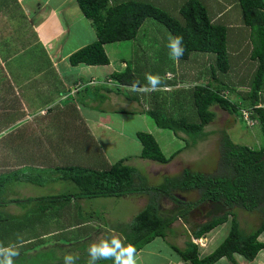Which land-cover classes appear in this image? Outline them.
<instances>
[{"label":"trees","instance_id":"1","mask_svg":"<svg viewBox=\"0 0 264 264\" xmlns=\"http://www.w3.org/2000/svg\"><path fill=\"white\" fill-rule=\"evenodd\" d=\"M76 2L84 16L91 21L96 29L98 38L94 43L71 55L69 60L72 66L80 64L104 66L110 64L105 45L136 40L144 22L147 19H154L163 24L173 36L183 37L184 53L179 58L180 61H188L192 53L212 54L215 56V62L212 67L213 72H211L216 81L218 75L220 78L216 85L210 83L196 85L192 88L191 92L199 116V123H190L185 117L178 119L171 116L165 117L159 112L163 109H158V107L149 112L157 126L173 131L176 135L182 133L200 139L208 134L206 132L207 126L216 119V113L211 108L219 106L230 115L238 113L246 125L247 122L243 119L242 114L243 111H249L254 122L253 125H249V128L260 126L264 139V0H238L244 22L252 31V58L257 61V69L250 83L249 91L239 94L238 100L231 99L226 95V88L223 87V75L230 69L228 31L222 25L212 22L208 9L202 2L187 1L180 11L182 21L151 3L137 0L126 1L115 6H110L109 0H76ZM112 77L124 86H131L134 82H139V85L143 86L142 80L136 74L131 62L127 63L123 72L114 73ZM6 121L14 122L15 117L8 116ZM136 139L143 147L140 158L159 164L170 162L171 159L166 158L152 134L139 132ZM221 155V161L226 167V171L222 175H219L218 172L205 174L187 168L183 170L180 176L166 177L165 184L152 187L145 185V183L142 184L143 177L137 169L127 164L129 158L117 162L107 170L71 165L57 167L51 171H48L50 169L41 171L37 165L28 167L27 161H24L21 165V171L24 172L14 171V173L5 176L0 175V209L10 204L41 203L38 205L39 207L35 208L34 206L23 216L24 220L27 221V224L24 223L26 225L17 227L11 225L7 229L10 230L13 226L16 232L26 231V234L38 235L41 227L48 225L50 220L49 217L44 218L43 216L51 212L53 205H62L63 202L69 201L70 197L51 196L46 198L32 197L23 200H1L6 193L5 189L12 182L26 181L41 185L47 181L45 178L51 182L54 180L72 181L84 192L80 194L81 198H121L130 195H146L149 197L148 205L134 218L128 229L121 232L123 237L127 238L126 242L135 245L138 253L154 239L165 237L166 230L172 223L199 205L204 203L221 204L226 207L224 213L204 222L195 236L201 238L216 227L231 220V230L228 237L212 254L203 259L199 256L198 246L190 242L186 251H180L182 258L190 264H216L222 258H227L236 264L234 258L236 254H239L252 261L264 249V243L258 241L259 236L264 232V219L256 230L245 233L241 228L236 212L238 209L248 212L259 210L264 215V144L259 149H252L233 143L226 134L222 136L221 140ZM53 175L57 177H53ZM194 191L199 194V198L195 202L183 201L177 195V193ZM161 198H168L174 203L173 215L162 214L160 210ZM17 219H19L18 216L0 210V224L2 222L12 224L13 221L17 223ZM65 228V226L51 228V230L56 231V233H51L54 236L51 238L55 239L56 245L60 240L68 238L64 232ZM42 231L48 232L49 230ZM23 240L25 243L21 248L24 251H20V256L16 260L20 261L21 258L25 257V260L29 262L33 256L32 252L37 249L36 245L46 241V238H35V236L30 238L25 235ZM1 241L3 240L0 236ZM39 256L36 253L34 257L38 258ZM84 256L88 259L87 253ZM82 257H79L76 264H84L83 262L86 264ZM22 260L24 261V259ZM63 260L60 264H64Z\"/></svg>","mask_w":264,"mask_h":264},{"label":"crops","instance_id":"2","mask_svg":"<svg viewBox=\"0 0 264 264\" xmlns=\"http://www.w3.org/2000/svg\"><path fill=\"white\" fill-rule=\"evenodd\" d=\"M8 1L9 2L5 3L4 6H0V54H2L0 55V68L2 69L3 76L6 78L5 84H2L0 87V95L5 93V96H1L0 99L5 97L4 104L6 105L12 103H16L17 106L21 105L18 98V101L14 102L10 93L13 94L16 89H23L21 90L23 91V99H25L26 104L30 107L29 109L32 112L31 117L35 118L37 125L40 124L42 126L43 138L46 133V130L44 129L48 127L47 120L50 119L49 117L53 113L56 114L54 119L59 118L57 124L55 122L53 123L57 127V131H59L60 126L64 127L66 125L61 119H68L71 115H75L76 119H78L83 125L85 131V147L97 148L95 156L98 161L95 164L90 162V165H92L90 166L91 169H96V167L101 165L100 167H104L101 170H107L109 167L117 163L115 161L119 162L125 158H129L123 155L126 154V150H130V148L128 149L130 144H137L136 135L139 131H134L135 125L131 128H128V125L141 123L144 126H147L146 131L152 134L159 144V141L155 136V129L158 126L154 119L149 115V112L159 107L158 109H163V112L166 115L165 110L168 111L169 107L172 108L171 106L175 107L172 101L169 102L168 99L164 97L167 94L164 92H171L169 90H172L176 91V93L182 94L186 92L185 89H182L180 86L182 84L189 83L188 86L191 87L190 90L192 91V88L196 85H207L210 83L216 85L220 79L218 75V80L216 81L212 73V67L215 62L214 55L192 53L188 61L182 62L171 58L169 55V49L165 48L157 50V45H155V50L153 51L151 48L149 57L143 59L145 63L154 62L157 64L154 68H152V65L149 66V70H147L146 73L158 74L162 78L163 83L157 88L160 91H157V89L148 90L143 87L134 90L131 86L122 85L118 80L114 79L112 75L114 73L123 72L129 62L133 64L135 60L141 61L143 49L140 47L135 55V49L133 50L134 52L130 54V50L125 51L124 48L119 46V43L121 42L106 44L105 50L110 60V64L104 66H87L84 64L78 66L71 65L69 60L71 55L85 46L92 44L90 42H85L86 38H90L88 37L89 34H92V38L93 36H95V39L98 38L96 29L91 21L84 16L76 0ZM109 1L110 6L117 5L115 4V0ZM137 1L151 3L157 7H164L167 4L165 0ZM204 1L206 0H202L201 2L207 7L212 22L217 25H222L228 31L230 69L223 75V87H226L227 89L229 86H232L230 91L236 94L238 100L239 94L249 91L250 83L257 69V61L252 58L253 46L249 48L248 56L240 55L244 52L243 49L247 46V43L251 42V28L244 22L242 9L238 0H207V2H205L206 4ZM120 2L123 3L126 2V0H120ZM34 3L36 4V7H33ZM182 4L183 2H178L177 6L173 8H177V11L174 10V13L169 12L173 17L180 21L183 20L180 13L181 7L183 6ZM227 4L229 5L226 6ZM234 4L235 6L236 4H239L240 7V13H237L238 15L236 17L233 16L235 13L232 12ZM225 6L226 8H224ZM148 20L152 19H147L143 25H145ZM143 25L140 30L144 28ZM238 25H240V27H238ZM232 29H234L235 32L231 33V48L229 44V33ZM240 29L246 30L247 37L243 42L238 43V33L236 31ZM4 32L7 33V35H5ZM148 32L147 29L145 33H138L137 38H146L147 34L150 37L151 34ZM152 32L154 31H151L150 33ZM30 33L34 34L33 37H30ZM9 36L12 37V40L16 38V45L21 47L16 52L12 50L16 41L13 43L10 42L8 40L9 38H7ZM136 40L133 41V46H139L138 43H135ZM31 49L37 50L38 53H35L32 59H29V57L26 59L24 54H28ZM140 52L142 53L140 54ZM157 52H162V54L159 56ZM249 54H251V56ZM129 56H132V58ZM156 56L158 57L156 58ZM204 58L206 62L203 61ZM206 58L209 59L207 60ZM16 60H18V64L15 63ZM190 61L197 62L196 66L198 63L200 65L199 68H196L195 74L194 71L192 74H189L190 70L185 68L184 64H189ZM246 62H252V64L250 63L251 68H245L247 65ZM31 63L34 65L33 67H30ZM133 67L134 70H136L134 64ZM247 69H249V72L246 71ZM244 72H248L252 79L245 82L246 84H239L238 80L243 76L246 77V73ZM142 75L143 74H141V76L139 75V77L143 80V85H145L147 81L145 75ZM232 75L235 76L233 77ZM224 77L231 80L229 82L224 81ZM234 78L237 80H234ZM13 85L14 87L16 86V88H13ZM81 94H83L85 99L92 100L97 97L99 100L109 102L111 106L105 110L103 108H98L96 104H85L84 101L80 100L78 97V95L80 96ZM22 96L19 97L21 100ZM74 96L77 97L75 98ZM124 101L127 102V105L131 106L121 108L123 105L122 102ZM34 104L36 106L33 108L31 105ZM82 109H84L83 114L81 112ZM179 109H181L180 106ZM18 118L19 117H16V122ZM45 118L47 120H45ZM152 126H155L156 128H152ZM159 130L164 131L166 129L159 128ZM127 131L134 132V135L127 134ZM180 136L185 138L184 135ZM44 142L45 139H42V149L49 152L50 149H45ZM93 143L95 145L88 146ZM138 144L142 146L140 142ZM118 149H121L120 153L118 152ZM142 150L143 147L141 149V154ZM180 152L173 153L171 156H166L164 154L166 158H170L171 160L169 163L162 165L167 167L170 166L168 170L171 171V167L175 166L173 162L178 160L177 155ZM141 154L138 157H141ZM30 156L42 160L48 159V163H51L50 161L53 159L52 156H46L41 153V150L38 154L31 152ZM68 156L69 155L65 153L58 159L66 158ZM71 165L78 166L76 163L70 162L68 165L63 163V165L60 166H51L52 168L39 166L38 164L37 168L41 171H45L46 169H50L48 171H51L55 170L57 167L61 168ZM185 169L187 168H183L182 171ZM169 171H166V173L163 174L159 173L158 176H163L165 179L166 177H175L176 174L170 173ZM158 172L160 171L157 170L156 174ZM54 175L53 177H57ZM204 204L211 205L213 209L211 203ZM198 207L172 223L167 230V233H169L168 235L166 234L165 237L154 239L146 245L143 250L138 252V264H190V262L182 258V254L180 253V251H186L188 249V244L190 242H193L198 246L200 258L203 259L212 254L228 237L231 225L229 230L224 228H226V223L228 224L231 220L224 223L225 225L222 224L216 227L201 238H196L195 233L199 230L201 225L207 221L205 213L203 215L201 214L200 217L199 214L196 213ZM173 211L174 210L170 212L173 213ZM168 213L169 211L162 212L163 215ZM11 214L14 215L13 213ZM91 219L92 217L89 220L81 219L79 223H76L77 220H74V223L66 224L67 226H65L66 228L64 229V232L85 229L80 233V236L74 238L73 235H68L67 239L69 241L75 240L78 242V240L80 241L81 239L90 236L92 230L103 232L102 229L104 226L101 222L99 226V229L101 230L91 228L89 231V229H87V227L90 226L89 221H91ZM49 231L50 233H48ZM49 231H42L40 229L38 235H35V238L41 237L48 239L54 237L51 233H56V231ZM102 237L105 236L100 235V238ZM98 239L95 240V242L98 241ZM258 241L264 243V232L259 236ZM72 246L73 245L62 247L56 245L55 247L62 250L60 253H64L65 255H76L78 250H76V248H71ZM234 260L236 264H264V249H262L252 261L245 259L239 254L235 255ZM61 262L62 260L60 263ZM98 264H112V261L108 262L101 260ZM216 264L234 263L227 258H222Z\"/></svg>","mask_w":264,"mask_h":264},{"label":"rangeland","instance_id":"3","mask_svg":"<svg viewBox=\"0 0 264 264\" xmlns=\"http://www.w3.org/2000/svg\"><path fill=\"white\" fill-rule=\"evenodd\" d=\"M128 1V0H126ZM189 1V0H187ZM186 0H165L167 3L164 7H159L162 11H165L166 13L170 14L177 11L176 9H173L177 6L178 2H183L182 5H184ZM198 2H201L202 0H197ZM9 2L8 0H0V6H4L5 3ZM120 0H115V4H121L122 2ZM207 2L204 1V3ZM206 4V3H205ZM227 4L226 6H228ZM226 6L224 8H226ZM233 16L236 17L240 13V7L239 4L233 5ZM36 7V4L34 3V6ZM181 7V6H180ZM179 7V8H180ZM182 8V7H181ZM167 10V11H166ZM169 10V11H168ZM175 10V11H174ZM80 11V9H79ZM81 13V12H80ZM171 15V14H170ZM173 16V15H172ZM144 28L140 30V33H145L148 29V33L146 38L139 39L137 38L135 43H138L139 46H133V41H123L119 43V46L121 48H124L125 51H129L130 54H132L135 49V55L139 51V47L143 49L142 59L141 61L135 60L133 63L135 65V72H137V75L143 74L146 76V71L149 70L148 67L152 65V68L157 64L154 62L151 63H145L143 58L149 57V54L151 52V48L154 51V46L157 45V50L159 49H169L167 47L168 44V38H169V31L167 28L161 24L160 22L152 19L148 20L145 25H143ZM240 27V25H238ZM154 31L150 33L151 31ZM30 32V31H29ZM232 32H235L234 29L230 31L229 33V44L232 48ZM238 33V40L237 42H243L245 38L247 37L246 30L240 29L236 31ZM1 33V31H0ZM5 35L7 33L4 32ZM4 35V36H5ZM33 33H30V37H33ZM95 35V33H94ZM3 36V37H4ZM6 37V36H5ZM90 38H86L85 42L93 43L97 41L95 39V36L92 38V34H89ZM8 40L10 42H15L14 47H12V50L16 52L21 47L16 45L17 40L16 38L12 40V37L9 36ZM251 41V37H250ZM26 42V41H25ZM89 44V43H88ZM135 45V44H134ZM241 45V44H240ZM109 46V45H107ZM106 46V47H107ZM252 41L247 43V46L244 47V52L240 55L248 56V50L250 47H252ZM236 47V46H235ZM242 47V46H241ZM240 47V48H241ZM120 48V49H121ZM239 48V47H237ZM247 52V53H246ZM38 53L37 50H30L28 54H24V57L26 59L29 57V59H32L34 54ZM142 52H140L141 54ZM128 54V53H127ZM157 54L160 56L162 52H157ZM2 55V54H0ZM251 56V54H249ZM132 58V56H129ZM158 56H156L157 58ZM208 57V56H207ZM212 58V57H211ZM207 60L209 58H206ZM204 62H206L205 58L203 59ZM202 61V62H203ZM16 64H18V60L15 61ZM197 62L190 61L189 64L186 63L185 68L190 70L189 74H192L196 68H199V63L196 66ZM247 65L245 68L250 67L252 62H246ZM251 63V64H250ZM166 64V63H165ZM1 66V65H0ZM34 65L31 63L30 67H33ZM139 66V67H138ZM141 67V68H140ZM0 68V87L2 84H5L6 78L3 76V73ZM247 69L246 71H248ZM249 72V71H248ZM246 73V77H242L238 80L239 84H246L245 82H248V80L252 79L250 74ZM142 75V76H143ZM233 77L235 75H232ZM143 79V78H142ZM231 79L224 77V81L229 82ZM234 80H237L234 78ZM143 81V80H142ZM93 84V83H92ZM189 83L180 85L182 89H185L184 93H176V91L169 90L171 92H164L167 93L164 97L168 99V101H172L174 106L169 107L168 111L165 110L166 115L163 111L159 112L165 116L168 117L171 116L173 118H182L185 117L188 119L190 123H199V116L197 114V110L193 101V93L191 92V87L188 86ZM103 86V85H101ZM179 86V88H180ZM13 88H16V86ZM226 88V87H224ZM232 86H229L225 90V94L228 95L231 99H236L237 96L235 93H232L230 89ZM23 89L14 90L13 94L10 93L11 97L14 99V102L18 101L21 105H16V103L12 104H4V98L0 99V175H7L14 173V171H21L22 167L21 165L24 163V161H27L28 167H33L35 165L39 166H47L48 168H52L51 166H60L65 163L68 165L70 162L76 163L80 167H87L90 168V162L92 164H95L98 160L96 159L97 148L95 147H85L84 144L85 141V131L83 129V125L76 119V116L71 115L68 117V119H61L63 123L66 125L60 126L59 131H57V127L53 124L54 122L57 124L59 118H55V113H53L49 118L46 119L48 122V127L44 130H46V133L44 135V138L42 137V126L39 124L37 125L35 118L31 117L32 112L29 109V105L26 104L25 99H23ZM157 91H160L157 89ZM5 93H3L1 96H5ZM22 96V100L19 98ZM75 98L77 96H74ZM79 99L84 101L85 104H96L98 108L108 109L111 104L109 102H104L103 100H99L97 97L90 99H85L83 94L80 96L78 95ZM93 101V102H92ZM127 102H122L121 108H125L127 106ZM11 106V107H9ZM33 108L34 105H31ZM179 106L181 109H179ZM161 107V106H160ZM10 108V109H6ZM28 110V111H27ZM213 112L216 113V119L206 128V132L208 134L200 139L194 138L193 136H186L182 133H179L178 135H184L185 138L179 137L178 135H175L173 131L170 130H159V128L152 126V128L155 129V136L157 137L159 141V145L161 147V150L166 156H171L173 153H178L177 155L178 160L174 161L173 164L174 167H171V171L168 169L170 168L167 166H163L162 164H159L157 162L151 161V160H145L140 157H138L141 154L142 146L138 144V140L136 139L137 144L132 143L130 144V150H126V154L123 156L129 157V161L127 164L133 166L135 169H137L138 173L143 177V183L148 186H159L166 183V179L163 176H158L159 173L163 174L166 173V171H169L170 173H175V177L180 176L182 174L183 168H189L194 170L195 172H201L205 174H216L218 172L219 175H222L223 172L226 171V167L224 166V163L221 161L222 155H221V140L222 136L228 135L233 143L238 145H244L248 146L252 149H259L264 144L263 139V132L260 126H257L256 128H249L250 126L245 122L242 121L241 116H239L238 113L230 115L226 111L219 108V106H214L211 108ZM82 114L84 112V109L81 110ZM43 113V112H42ZM24 115V116H23ZM39 115V114H38ZM8 116L15 117L14 122L6 121L8 119ZM22 116V117H20ZM29 116V117H28ZM16 117H19L16 122ZM58 117V116H57ZM35 121H34V120ZM33 120V121H32ZM6 121V122H5ZM134 127V131L139 132H147V126H144L143 124H133L128 125V128ZM129 135H134V132L127 131L126 132ZM176 138V139H175ZM42 139H45V149L50 151H46L42 149ZM50 144V145H49ZM93 144H89L88 146H93ZM61 149V150H60ZM41 150V153H43L46 156H52L53 159H51V163H48V159H37L30 156V153H39ZM121 149H118V152L120 153ZM69 155L66 158H61L64 154ZM57 155V157H56ZM95 156V157H94ZM28 158V159H26ZM68 160V161H65ZM118 162V161H115ZM98 165V164H97ZM101 166V165H100ZM96 167L97 170H101L104 167ZM156 167V168H155ZM158 168V169H157ZM160 171L156 174V171ZM228 171V169H227ZM24 172V171H21ZM179 172V173H178ZM44 183L41 185H36L30 182L26 181H15L12 182L6 189V193L4 194L3 198L1 200H11V199H28V198H46V197H58V196H66L70 197L69 201L63 202L62 205H53V209L50 213H47V215H44V218H50L48 225L42 226V230H51V228L55 229L58 226H67L66 224H72L74 223V220L76 223H79L81 219L89 220L91 217V221H89L90 226L87 227L89 231L91 228L99 229V226L101 223H103V232L92 230L90 236L78 240H71L69 241L67 238L66 240L62 239L57 244L59 246H69L73 245L71 248H76L78 250V253L75 256L82 257L86 261L87 264V257H85V252L89 245L92 242H95L98 238H100V235H103L105 237H109L112 230H115L116 232H122L126 231L134 220V218L148 205L149 203V197L146 195L144 196H136V195H130L125 197H112V198H81L80 194L84 193L81 188L76 185L72 181H65V180H54L53 182L48 181L47 178H45ZM178 197H180L183 201L186 202H195L199 198V194L194 192H186V193H177ZM77 197V198H76ZM80 197V198H79ZM61 201V200H60ZM41 204L39 202L37 203H19V204H10L7 206L2 207L0 210L4 211L6 213H13L14 216H18L19 219H17V223L13 221L12 224H9L8 222H2L0 224V236L2 238L5 245H7L9 242H18L17 238L18 236L23 239V236H29L34 238V233H27L26 231H22V233L16 232L15 228L13 226H21L26 225L27 221L24 220V215L30 211V209H33L34 206L39 207L38 205ZM59 206V207H58ZM225 206L221 204H214L213 209L212 206L209 204L199 205V207L196 209V213L199 214V217L201 214H206V220L212 219L215 216H219L224 213ZM160 210L161 212H168L169 215H173L174 213L170 212L172 210H175L174 203L168 199V198H161L160 199ZM174 212V211H173ZM238 219L240 221V225L242 230L245 233H251L254 230H256L259 225L261 224V221L264 219V215L260 213L259 210L254 212H248L244 210L238 209L237 212ZM53 214V216H51ZM51 216V217H50ZM27 217V216H26ZM29 217V215H28ZM27 220V219H26ZM101 222V223H100ZM26 223V224H24ZM11 225L10 230H7ZM225 225V224H224ZM231 225V222L226 223V230H229ZM222 227V226H221ZM223 229V228H222ZM85 230V229H84ZM84 230H74V231H66V237L68 235H73L74 238L80 236V233ZM168 230V229H167ZM166 234L168 235L169 233ZM88 231V232H89ZM3 234V235H2ZM5 234V235H4ZM107 234V235H106ZM168 241V239H167ZM173 243V242H172ZM56 242L55 239L48 238L46 241H44L41 244L36 245L37 249L32 252L33 256L31 257V260L27 262L25 257L21 258L20 261H17L16 264H60V261L64 259L65 254L60 253L59 248H55ZM58 249V250H57ZM20 251H24V249L20 248ZM39 254L42 256L40 259L35 258L34 256ZM87 253V252H86ZM43 254V255H42ZM48 256V257H46ZM24 259V261L22 260ZM39 259V260H38ZM85 264V262H83Z\"/></svg>","mask_w":264,"mask_h":264},{"label":"clouds","instance_id":"4","mask_svg":"<svg viewBox=\"0 0 264 264\" xmlns=\"http://www.w3.org/2000/svg\"><path fill=\"white\" fill-rule=\"evenodd\" d=\"M171 58L179 60L184 53L183 37L169 34L168 44ZM147 83L143 86L139 82H134L131 87L135 90L143 87L148 90L159 88L163 81L158 74L147 73L145 76ZM126 237L112 230L109 237H102L93 242L87 249V264H98L99 261H112V264H138L137 248L131 242H126ZM18 242H9L5 245L0 242V264H16V258L20 256V248L25 241L18 236ZM78 256L67 254L64 256V264H76Z\"/></svg>","mask_w":264,"mask_h":264},{"label":"built area","instance_id":"5","mask_svg":"<svg viewBox=\"0 0 264 264\" xmlns=\"http://www.w3.org/2000/svg\"><path fill=\"white\" fill-rule=\"evenodd\" d=\"M243 119L247 122L248 125H253L254 122L253 120L251 119V113L249 111H243Z\"/></svg>","mask_w":264,"mask_h":264}]
</instances>
